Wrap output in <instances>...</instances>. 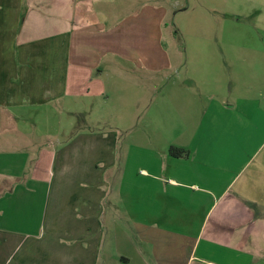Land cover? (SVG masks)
<instances>
[{
  "label": "crops",
  "instance_id": "obj_1",
  "mask_svg": "<svg viewBox=\"0 0 264 264\" xmlns=\"http://www.w3.org/2000/svg\"><path fill=\"white\" fill-rule=\"evenodd\" d=\"M169 11L157 0H0V153L15 118L41 133L38 110L91 100L111 64L179 68L158 44ZM244 65L246 86L210 96L196 127L135 128L148 156L139 139L133 158L119 155L111 127H46L51 150L21 174L0 170V264H264V64Z\"/></svg>",
  "mask_w": 264,
  "mask_h": 264
},
{
  "label": "rangeland",
  "instance_id": "obj_2",
  "mask_svg": "<svg viewBox=\"0 0 264 264\" xmlns=\"http://www.w3.org/2000/svg\"><path fill=\"white\" fill-rule=\"evenodd\" d=\"M157 1L170 9L164 18L163 30L159 32L158 44L168 59L167 64L179 68L150 71L123 60L114 68L118 72H112L111 64L110 73L102 77L105 82L92 86L91 100L80 98L73 102L76 105L71 110L63 104H53L51 112L45 115L38 110L30 121L31 127L37 131L41 129V133L22 132L24 118L14 117V129L7 131L5 136L8 150L0 153V159L8 157L10 167L0 164L1 171L10 169L21 174L22 167L28 170V165H22L23 161L30 163L36 150L44 147L41 150L45 154L51 150L56 138L45 135L48 126L53 132H63L62 137L77 129H118L124 144L119 155L128 154L133 158V147L143 141L146 148L141 152L148 156L153 148L148 140L141 139L135 128L196 127L204 107L215 108L210 96L237 94L234 90L239 92L246 86V79L252 73L245 71L244 64H254V70L255 64H264V0ZM232 21L235 26L230 27ZM170 88L176 95L167 102L165 96ZM255 89L258 90V86H254ZM106 94L109 96H104ZM136 133L138 138H135ZM158 144L162 146V142ZM114 184L112 182L111 188ZM111 200L117 202L115 194H111ZM107 264H114V261L110 259Z\"/></svg>",
  "mask_w": 264,
  "mask_h": 264
},
{
  "label": "trees",
  "instance_id": "obj_3",
  "mask_svg": "<svg viewBox=\"0 0 264 264\" xmlns=\"http://www.w3.org/2000/svg\"><path fill=\"white\" fill-rule=\"evenodd\" d=\"M169 152L174 157H187L189 155V151L187 149L177 146H171L169 148ZM121 259L125 258L121 257Z\"/></svg>",
  "mask_w": 264,
  "mask_h": 264
}]
</instances>
